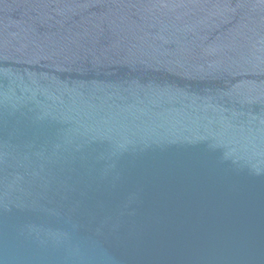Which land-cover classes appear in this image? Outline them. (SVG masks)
Listing matches in <instances>:
<instances>
[{
  "label": "water",
  "instance_id": "water-1",
  "mask_svg": "<svg viewBox=\"0 0 264 264\" xmlns=\"http://www.w3.org/2000/svg\"><path fill=\"white\" fill-rule=\"evenodd\" d=\"M0 264H264V0H0Z\"/></svg>",
  "mask_w": 264,
  "mask_h": 264
}]
</instances>
